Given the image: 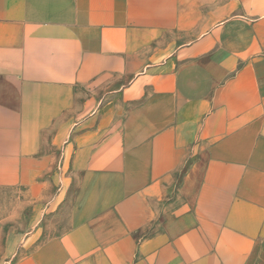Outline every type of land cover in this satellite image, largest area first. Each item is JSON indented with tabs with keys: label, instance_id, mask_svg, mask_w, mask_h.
<instances>
[{
	"label": "crops",
	"instance_id": "crops-1",
	"mask_svg": "<svg viewBox=\"0 0 264 264\" xmlns=\"http://www.w3.org/2000/svg\"><path fill=\"white\" fill-rule=\"evenodd\" d=\"M0 264H264V0H0Z\"/></svg>",
	"mask_w": 264,
	"mask_h": 264
}]
</instances>
